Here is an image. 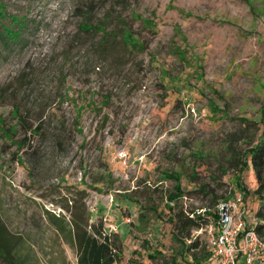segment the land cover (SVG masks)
Wrapping results in <instances>:
<instances>
[{"label": "rangeland", "instance_id": "obj_1", "mask_svg": "<svg viewBox=\"0 0 264 264\" xmlns=\"http://www.w3.org/2000/svg\"><path fill=\"white\" fill-rule=\"evenodd\" d=\"M10 20L23 27L8 43L0 30V264H75L78 190L122 263L192 264L171 215L214 199L245 198L256 223L237 161L264 140V0H0ZM167 173L182 176L175 205ZM190 236L209 251L205 227Z\"/></svg>", "mask_w": 264, "mask_h": 264}, {"label": "trees", "instance_id": "obj_2", "mask_svg": "<svg viewBox=\"0 0 264 264\" xmlns=\"http://www.w3.org/2000/svg\"><path fill=\"white\" fill-rule=\"evenodd\" d=\"M13 24L14 26H12ZM0 27L1 37L5 43H8L10 41H14L20 35L23 22L21 20H10L9 26L7 25L8 28L4 25ZM13 27H17V29L14 30ZM96 30L102 32V30L96 26L87 25L85 27V31L95 32ZM124 32H127V34L123 33L120 36L121 44L123 46L135 50L142 49L140 44L132 39L130 32ZM102 43H104V40ZM174 50L177 51V48ZM163 71L166 72V70ZM106 100L107 99H105L104 103H106ZM37 127L39 130L40 126ZM246 157L249 158V163L255 175L256 190L254 194L259 197V207L253 216L256 221L254 227L256 233L261 238H264V140L259 141L255 146H251L243 158L237 161L240 167L247 165L245 160ZM163 176L174 182L172 192L168 194L167 200L168 205H170V203H174L173 205H175L176 201L179 200L185 193L180 181L182 176L181 174L171 173L163 174ZM191 179H194V174H191ZM83 191L84 190H78L77 193L79 195V199L74 198L70 202L69 206H66L65 208L70 217L69 227L73 233L74 246L77 254V264H133V259L128 260L126 263H122V243L118 237L105 230L102 220H99L94 224L89 222L90 218L86 206L87 194H84ZM199 191L204 190L200 187ZM221 201L223 200L217 202V200L214 199L209 206L201 208L200 212L195 211L186 214L183 210H179L177 213L171 215V220L175 230L173 238H175V240H179L180 245H182L180 254L178 255L179 257L184 253L197 250L198 253L192 254V264L208 263L210 252L205 251L204 248L199 249L197 242L190 241V235L192 230L202 229L211 222L216 223L218 217L216 206ZM168 209L172 210L173 208L168 206ZM143 217L144 214H140V216H138V225L145 222ZM59 230L63 232L64 228L60 227ZM187 242L189 243L186 244ZM155 254L161 255V257L150 253L147 254V257L150 260L160 258L162 259V264L176 263V260L174 262L172 261L173 259L165 260L163 254L159 251H155Z\"/></svg>", "mask_w": 264, "mask_h": 264}, {"label": "built area", "instance_id": "obj_3", "mask_svg": "<svg viewBox=\"0 0 264 264\" xmlns=\"http://www.w3.org/2000/svg\"><path fill=\"white\" fill-rule=\"evenodd\" d=\"M242 198L217 204V221L205 226L209 241L206 264H264V238L243 218Z\"/></svg>", "mask_w": 264, "mask_h": 264}, {"label": "crops", "instance_id": "obj_4", "mask_svg": "<svg viewBox=\"0 0 264 264\" xmlns=\"http://www.w3.org/2000/svg\"><path fill=\"white\" fill-rule=\"evenodd\" d=\"M246 200H245V198L244 199H242V204L243 205H246ZM240 206V205H239ZM65 230V229H64ZM68 231L70 232V234H71V239L69 240V242H70V246H72L73 247V249H74V251H75V255H76V259H75V264H77V254H76V249H75V246H74V239H73V233H72V231L70 230V227L68 226Z\"/></svg>", "mask_w": 264, "mask_h": 264}]
</instances>
